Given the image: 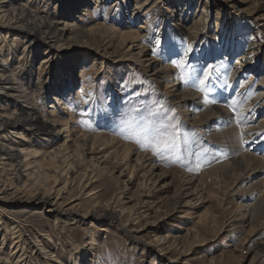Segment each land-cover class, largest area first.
<instances>
[{"label": "rangeland", "instance_id": "obj_1", "mask_svg": "<svg viewBox=\"0 0 264 264\" xmlns=\"http://www.w3.org/2000/svg\"><path fill=\"white\" fill-rule=\"evenodd\" d=\"M84 1L76 8L35 1L31 8L41 17L73 21L78 37L66 31L58 42L63 51L43 49L26 59L18 53L25 42L16 41L17 56L9 55L7 61L13 74L21 78L29 73L34 88H40L36 92L32 87L30 99L41 120H58L57 129L44 140L24 136L38 155L32 159V170L39 172L33 182L41 196L51 190L54 207L36 201L10 205L0 199L2 219L23 226L28 264H46L37 253L45 249L54 255L52 264H238L239 259L249 264L254 255L243 245L246 234L239 233L249 223L237 214V206L259 179L257 173L248 172L243 182L199 177L195 183L201 191L193 194L178 191L168 173L143 175L136 159L137 153L145 154L162 170L186 175H200L208 163L211 150L204 124L191 125L189 97L183 99L175 90L181 84L218 99V105L232 111L230 119L243 112L253 124L261 123L260 131L238 145L241 151L264 157V106L259 105L264 99V0ZM106 28L116 32L104 35ZM170 49L179 55H170ZM141 58L150 59L148 67L133 62ZM209 65L210 79L202 86L196 81L204 88L198 91L192 86L193 69L203 79L200 70ZM37 70L42 73L39 80ZM219 84L223 89L218 90ZM46 88L50 101L45 100ZM52 102L56 109L51 110ZM8 103L0 113L19 108V101ZM65 118L73 121L67 132L59 126ZM168 124L177 125L171 149L141 131ZM94 135L100 139L84 141ZM61 145V154H54ZM116 158L120 161L115 165ZM65 183L66 191L57 199L56 191ZM235 193L230 202L228 195ZM74 204V217L52 210ZM105 206L123 212L122 223L130 234L109 219L83 218ZM10 238V233L0 236V255L6 258L15 251ZM155 240H161L159 246L149 244ZM258 242H264V234ZM256 264H264V253Z\"/></svg>", "mask_w": 264, "mask_h": 264}, {"label": "bare ground", "instance_id": "obj_2", "mask_svg": "<svg viewBox=\"0 0 264 264\" xmlns=\"http://www.w3.org/2000/svg\"><path fill=\"white\" fill-rule=\"evenodd\" d=\"M35 1L37 0H0V111H4L7 108L9 105L8 101L10 100L20 102L19 108L11 113H0V199L3 200V203L10 205L36 201L50 204L54 207V202L51 200V190H46L45 195L41 196L42 193L40 192V188L33 182L39 175V172L35 170L38 168L32 170V165H34L32 159L37 158L38 155L37 151L30 147V143H28L24 136L29 135L36 140H44L48 137L51 129H57L55 126L58 120L56 118H48L45 121L41 120L37 107L32 104L30 99L31 91L33 90L32 87L34 88L36 84L30 81L31 78L29 77V73L22 74L23 77L21 78L19 75L13 74L7 61L9 55H11L13 59L17 56V51L14 50L16 41L25 42L21 47L22 50L18 51V53L20 59H26L29 56H38V53L42 52L43 49L48 51H63L64 48H62L58 42L64 33L70 31L69 33L72 35V38H77L79 28H76L73 21H68L66 19H48L44 16L41 17L39 12L31 8ZM47 2H50V4L54 3V5L56 3H63L67 8H76L87 3V1L84 0H47ZM95 30L98 32L97 29ZM115 32L114 28H106V30L103 29V31H101L104 35H110ZM137 37L140 40L139 34H137ZM108 43L109 47L112 46L110 44L111 41H108ZM5 46H8V48ZM49 57L50 54L47 53L44 61L47 62ZM133 62L146 68L148 67L150 59L141 58ZM39 70H37V75H39L37 76V80L40 79V75L42 74ZM143 72H146V70L143 69ZM150 75L156 74L152 72ZM18 78L22 79L24 85H30V87L25 88ZM38 83L39 82H37V85ZM220 89H223V87L219 84L218 90ZM34 90L39 92L40 88L38 89V87L35 86ZM175 90L183 99L189 97L187 108H190V116L193 118L191 125L199 126L204 124L202 131L206 133L207 139L209 140L208 145L211 150L209 157H207L208 163L199 169L200 175L196 173V175H186L177 169H172L170 171L162 170L152 161L151 157L137 153V167L141 166L140 169L143 170V175L147 174V176H153L159 172L160 177H166L165 174L168 173V176L178 185V191L179 189L190 190L193 194L201 191L195 182L200 180L203 176L215 177L220 183L225 182V180L231 177H233L235 181H242L245 174H248V172L257 173L259 179L250 190L247 191L248 196L242 198L241 201H243V203L241 202L237 206L239 211L237 214L241 215L243 219L249 223L247 226L242 225L239 229L244 230L239 231L240 234H246V238L243 241L245 249L248 253L254 255L252 262L249 264H256L264 253V242H258L260 236L264 234V157H256L253 154L251 155L241 151L242 149L239 148L238 141L241 140L239 136L241 128L243 129V138L249 139L250 135H254L257 131H260L263 125L261 123L253 124L251 122L252 119L245 117L246 115H244L243 112L236 115V117H234L235 120L233 118L230 119L232 114L230 109H226L227 107L224 109L217 103L205 105L203 103L204 96L197 93L192 88H186L185 85H177ZM41 94H44L42 88ZM45 98L46 101H50L47 88L45 90ZM57 99L53 100L56 102L58 101ZM209 99H213V96ZM216 100L218 101V99ZM256 101H259V98H256L253 102L255 103ZM260 101L261 104L259 105L264 106V99ZM53 102L50 107L51 110L54 108L56 109ZM50 113L51 117L55 116V112L52 111ZM72 122L73 121H69L65 118L64 122L59 125L64 127L61 131L67 132V125ZM69 130L71 131V129ZM91 139L96 141L100 138L97 135L84 137L85 142ZM106 140L107 139L104 141L106 142ZM112 142L114 141L112 140ZM228 144H232V146L230 147ZM63 148L64 146L61 145V147L56 149L57 151L54 154H61ZM116 159L115 165L120 161V158ZM73 168L71 167L70 169L73 170ZM133 169H135V167ZM25 186L34 188L33 192L28 191L30 188L25 190ZM65 191L66 183L62 188L56 191V198L58 199L59 195ZM237 195L238 193L228 195L230 202L233 201V196ZM77 206V204H74L69 208L55 207L52 210L58 216L74 217L78 215ZM122 214V211L116 210L114 207L105 206L101 209L100 213H87L83 218L91 216L96 220H101L103 218L109 219V221L116 222L126 234H130V231L126 230L127 225L122 223ZM249 226H254L255 229L251 231L248 230L249 232L245 231ZM9 233L11 234L10 240L14 244L13 248H15V251L12 252L10 258L0 255V264H28L29 256L26 252L27 243L26 239L23 237V226L15 219L11 220V222L8 221V219H2L0 212V236L6 238ZM90 235L91 233H89V236ZM34 239H36V237H34ZM90 239L94 241L92 237ZM160 243L161 240H155L149 244H157L159 246ZM38 245L40 244H35V248H37ZM40 251L41 250H39V252L37 251V253L43 255L44 262L46 264H52L54 261L52 257L54 255L52 256V254H49L48 249ZM77 260H79L78 257ZM240 262L241 259L238 260V264H240Z\"/></svg>", "mask_w": 264, "mask_h": 264}, {"label": "snow or ice", "instance_id": "obj_3", "mask_svg": "<svg viewBox=\"0 0 264 264\" xmlns=\"http://www.w3.org/2000/svg\"><path fill=\"white\" fill-rule=\"evenodd\" d=\"M157 43H160V41H157ZM190 48V46H189ZM170 55H179V52H177L175 49L169 50ZM177 67H184L182 63H177ZM212 66H208V69H201L200 71H203L204 78L201 79L199 75V71L196 69H193V75L191 77L192 86L196 87L198 91L204 92V88L200 87L204 85L205 80L210 79V71ZM196 81H199V85L197 86ZM211 89H209L210 91ZM218 101L216 99H209L208 95L205 94L203 98V103L205 105L209 104H216ZM139 115V113H137ZM166 115V114H165ZM141 131L147 133L150 135L151 139L153 140H163L165 143V147L168 149L175 147V138H176V131H177V125L175 124H168V125H154L151 130L147 128H141ZM241 142H243V129L241 128V131L239 133ZM170 137L171 139H168ZM137 143H142V141H137Z\"/></svg>", "mask_w": 264, "mask_h": 264}]
</instances>
